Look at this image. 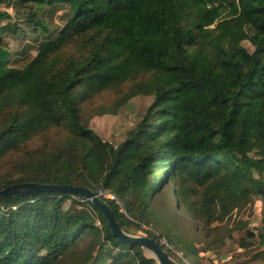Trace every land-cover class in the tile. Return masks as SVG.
<instances>
[{"label": "trees", "instance_id": "1", "mask_svg": "<svg viewBox=\"0 0 264 264\" xmlns=\"http://www.w3.org/2000/svg\"><path fill=\"white\" fill-rule=\"evenodd\" d=\"M31 3L69 13L55 37L44 20L27 19L45 39L17 67L2 35L23 31L0 9V163L37 136L53 141L28 153L17 177L1 176L0 189L104 187L123 203L125 211L107 200L123 229L155 238L174 259L244 264L221 253L227 240L255 245L253 231L234 216L264 198V0H18ZM125 84L116 107L138 95L154 98L114 146L90 119L115 113L97 99ZM183 214L200 224L198 239L181 234ZM0 264L159 263L119 240L83 196L45 191L0 199Z\"/></svg>", "mask_w": 264, "mask_h": 264}, {"label": "rangeland", "instance_id": "2", "mask_svg": "<svg viewBox=\"0 0 264 264\" xmlns=\"http://www.w3.org/2000/svg\"><path fill=\"white\" fill-rule=\"evenodd\" d=\"M8 1L9 2L0 3V9L9 12L12 15V20L9 21L12 23L18 21L17 24L23 32H20L17 35L12 31H7L2 35V38L12 52L10 57L11 63L17 67H23L28 61L34 58L37 54V45L40 41L45 39V35L39 29H36L34 25L29 24L27 19L38 18L44 20L52 32L51 36L55 37L66 22L69 7L57 5L37 9L33 3L26 7L22 4H18V0ZM6 22H3L2 24H5ZM243 44L251 52L254 50V47L249 41H244ZM128 89L129 85L125 84L122 88V93L117 92V90L102 93L97 99V104H103L104 106L114 109L117 108V111L115 113L102 115L95 114L90 119V127L93 131L103 140L112 143L114 146L119 145L126 139L128 132L133 129L147 113V109L153 102L154 98L150 95H138L129 99L128 102L122 106L116 107L119 97L124 93L126 94ZM53 135L54 138H56L58 136V130L55 131ZM50 140L53 141L51 135L43 134L37 136L34 140L23 144L18 150L12 151L0 163V177L10 173L15 174V177H17L18 174L15 172L17 170V165L20 164V162L23 161L27 157V154L34 148L45 145L47 142H50ZM172 186L173 184H171L170 187ZM119 202L123 210V203L120 199ZM69 203L70 202L67 201L66 206H68ZM245 213L247 214V211H244L242 214L244 215ZM239 217L241 216L237 214L236 218ZM177 223L181 230L180 232L184 237H190L191 235L193 237L196 233H199L197 228L200 227V224L194 220L192 216L183 214L182 218L177 220ZM97 224L100 225V221H97ZM195 238L198 239L197 236H195ZM162 239L166 240L165 238ZM146 253L153 256L149 250H146ZM178 255L181 258L175 259L176 261L178 259V263L190 264V262L184 258L182 253H179Z\"/></svg>", "mask_w": 264, "mask_h": 264}, {"label": "water", "instance_id": "3", "mask_svg": "<svg viewBox=\"0 0 264 264\" xmlns=\"http://www.w3.org/2000/svg\"><path fill=\"white\" fill-rule=\"evenodd\" d=\"M45 191L72 192L83 196L86 201H89L103 212L112 233L118 237L119 240L134 245L138 244L145 250H149L153 257L157 259L159 264H180L167 251H165L160 242L155 238L145 235H134L126 232L118 221L113 208L107 200L99 196L95 190L89 187L80 185L23 182L0 189V199Z\"/></svg>", "mask_w": 264, "mask_h": 264}, {"label": "crops", "instance_id": "4", "mask_svg": "<svg viewBox=\"0 0 264 264\" xmlns=\"http://www.w3.org/2000/svg\"><path fill=\"white\" fill-rule=\"evenodd\" d=\"M244 211H247V214ZM240 213H235L236 220L242 219L247 223L248 228L254 233V237L249 241L254 243L246 250V247H241L236 240H227V247L222 251L221 256L223 259H230L232 257H239L244 261V264H264V238H260L259 230L264 225V198L256 197L246 210ZM240 215L241 217L236 218ZM245 230L239 232V236H244ZM239 238V237H238ZM249 251V252H247ZM216 263L222 260L214 256ZM207 262V261H206Z\"/></svg>", "mask_w": 264, "mask_h": 264}, {"label": "built area", "instance_id": "5", "mask_svg": "<svg viewBox=\"0 0 264 264\" xmlns=\"http://www.w3.org/2000/svg\"><path fill=\"white\" fill-rule=\"evenodd\" d=\"M96 193L99 195V196H101V197H103L104 199H106V200H114V201H117L119 204H120V202H119V198L117 197V195L115 194V193H113L112 191H110V190H108V189H106V188H104V187H100L97 191H96ZM124 210V209H123ZM125 211V210H124ZM236 215V214H235ZM161 243L162 244H165L167 247H171L170 246V244H169V242L167 241V240H163V239H161Z\"/></svg>", "mask_w": 264, "mask_h": 264}]
</instances>
